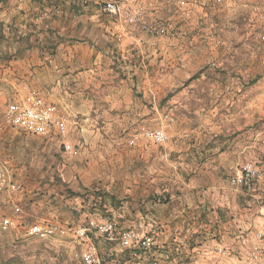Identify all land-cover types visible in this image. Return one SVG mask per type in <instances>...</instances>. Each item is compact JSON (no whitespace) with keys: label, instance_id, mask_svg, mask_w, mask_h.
Listing matches in <instances>:
<instances>
[{"label":"crops","instance_id":"0c3cea01","mask_svg":"<svg viewBox=\"0 0 264 264\" xmlns=\"http://www.w3.org/2000/svg\"><path fill=\"white\" fill-rule=\"evenodd\" d=\"M25 1L22 7L10 3L8 12L0 5L2 32L12 37L16 34L13 27L20 32L36 6L45 8L55 2L60 11L53 17V32L45 34L40 45L15 40L8 53L0 52V76L15 98L37 89L57 103L71 122L70 137L81 146L77 157L81 168L76 171L82 186L68 179L77 193L76 207L71 208L81 214L78 219L70 216L60 221L78 223L82 216L110 212L122 227L154 232L156 244L145 253L105 242L108 248L115 247L108 251H124L123 258L139 264H239L250 243L242 242L240 232L264 229V160H258L256 151L264 143L256 139L242 142L238 135L220 138L222 130L207 136L206 128L188 127L181 134L172 122L166 126L168 140L163 146L168 151L164 156L145 142L136 152L94 151L96 145L119 140L134 124L158 125L164 107L159 106L155 86L150 84L158 79L153 59L142 56L130 78L124 71L130 60L123 53L114 56L113 49L105 46L112 30L102 22L101 10L93 0ZM98 43L101 50L94 48ZM246 163H252L256 171L252 187L233 185L230 177ZM101 178L105 183L102 192L108 195L103 201L102 196H90V184ZM57 211L67 214L64 206L53 214ZM36 213L41 214L32 213L30 220H46L50 211L43 208ZM75 243L79 245L75 240L63 243L60 256L66 252L70 258L79 257L81 248L75 250ZM218 247L231 254L218 253Z\"/></svg>","mask_w":264,"mask_h":264},{"label":"rangeland","instance_id":"374dc122","mask_svg":"<svg viewBox=\"0 0 264 264\" xmlns=\"http://www.w3.org/2000/svg\"><path fill=\"white\" fill-rule=\"evenodd\" d=\"M2 1L1 8L7 12L11 9L6 8L10 7V3L17 7L26 3L23 0ZM142 1L152 13L151 19L163 17L166 21L165 33L154 38L158 46L148 45L151 43L145 33L132 31L126 23L98 10L100 16H103L102 22L112 30L111 40L105 46L113 49L114 56L123 53L124 59L130 60L128 68H124L130 78L134 77V71L139 69L138 62L142 56L150 55L153 59L151 63L158 79L150 81V84L155 86L153 91L157 92L159 106L164 107L159 111L158 125L155 127L162 126L166 134V126L173 122L174 126L180 129L175 131H181V134H184L183 130L188 127L200 130L206 128L207 136H213L222 130L220 138L231 139L238 135L237 139L242 142L256 139L263 144L264 0H223L220 4L202 0L200 4L192 7L187 17L183 15L184 10L176 6L175 0ZM38 8L41 7L31 8L25 17V28H20V32L17 31L18 28L13 27L16 32L13 37L2 32L3 27L0 24V52L8 53L15 40H27L33 45H40L45 41V34L51 35L53 17L50 19L51 30L48 33L37 29L31 21ZM132 35L142 37L141 42H134ZM15 36L18 39L14 38ZM118 36L122 40H118ZM94 48L101 50L103 47L98 43ZM0 88L3 98L18 99L5 89L1 76ZM192 89L199 92L189 93ZM233 93L237 95L234 96ZM167 113L172 120L166 121ZM133 126L129 131L125 129L116 142L96 145L93 150L101 153L136 152L145 142L157 152L168 151L164 144L157 145L139 137L137 134L140 125ZM71 128L65 137L28 136L9 127L0 132V160L5 163L11 178L21 184L19 191L0 196V219L11 216L16 221V225L6 230L0 228V264H83L80 257L70 258L66 252L60 256L58 249L63 243L73 240L72 238L39 240L29 237L25 232L29 225L36 222L73 225L89 218L82 216L78 223L60 221V218L70 216L78 219L81 214L71 208L75 206L77 193L68 182V179H71L82 186L79 172L76 171L81 168L77 159L79 154L68 157L62 153V142L77 144L76 140L70 137L73 130ZM11 130H15L17 134L11 133ZM177 135L173 134L172 137ZM131 138L135 139L133 145L129 144ZM256 151L258 160L262 162V145L256 146ZM261 178L264 179V176ZM102 179L90 184V196L93 199L102 196L103 201V196L108 195L102 192L105 185ZM106 179L110 180L108 177ZM16 205L20 208L19 212L14 210ZM60 206L66 208L65 216L58 214V211L53 214ZM43 208L50 211L48 216H45L48 217L46 220H30L34 218L32 213L40 215L41 213L36 211ZM97 214L102 213L100 211ZM100 216L90 215V218L116 220L110 212ZM96 244L104 259H125L124 251H108L113 246L108 248L101 239L96 238ZM75 246V250L81 248L76 243ZM119 253L122 257L117 256ZM227 254L230 253L227 251Z\"/></svg>","mask_w":264,"mask_h":264},{"label":"built area","instance_id":"2783aa9c","mask_svg":"<svg viewBox=\"0 0 264 264\" xmlns=\"http://www.w3.org/2000/svg\"><path fill=\"white\" fill-rule=\"evenodd\" d=\"M25 1V0H23ZM99 9L126 23L132 31H140L149 37L150 43H154V38L162 36L167 28L163 17L151 19L146 4L142 0H94ZM176 6L183 9V15L189 16L192 7L200 4L202 0H175ZM223 0H211L212 4H220ZM3 1H0V5ZM60 8L55 2L49 3L45 8H38L32 15L31 21L37 29L48 33L51 30L50 19L56 16ZM133 36L136 43H140L142 37ZM118 40H122L118 36ZM60 106L42 91L31 89L21 99H5L0 88V132L6 127L17 129L28 136H51L57 135L65 137L71 128V122L61 112ZM166 121L172 120L167 113ZM139 137L149 140L154 144L163 145L166 134L162 126L149 127L140 124L138 127ZM129 144H135V139L131 138ZM80 144L62 142V153L68 157H75L79 154ZM163 156L166 153L162 154ZM242 170L230 177L233 185L250 188L256 176L252 163H246ZM21 189V184L13 180L8 173L5 163L0 160V196L10 194ZM15 212H19V206L14 207ZM16 225V221L11 216H4L0 219V228L6 230ZM29 237L39 240L55 237H70L80 246L79 257L83 264H139L134 259H104L98 252L95 239L111 243L126 250H136L145 253L154 248L156 236L154 232H144L136 227H122L116 220H98L87 218L78 224L64 225L59 223H32L25 231ZM242 242H250L243 256L239 258V264H261L264 259V229L253 232L241 231ZM220 254H226V249L218 247L216 250ZM231 254V253H230Z\"/></svg>","mask_w":264,"mask_h":264}]
</instances>
